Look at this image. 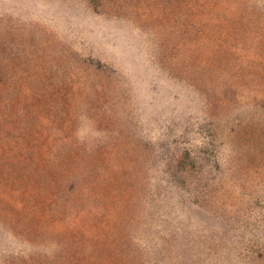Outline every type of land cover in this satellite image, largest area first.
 Returning a JSON list of instances; mask_svg holds the SVG:
<instances>
[{
	"label": "rangeland",
	"instance_id": "obj_1",
	"mask_svg": "<svg viewBox=\"0 0 264 264\" xmlns=\"http://www.w3.org/2000/svg\"><path fill=\"white\" fill-rule=\"evenodd\" d=\"M0 264H264V0H0Z\"/></svg>",
	"mask_w": 264,
	"mask_h": 264
}]
</instances>
